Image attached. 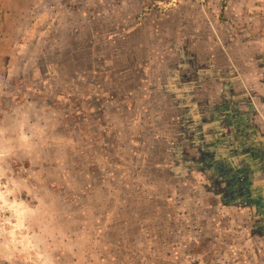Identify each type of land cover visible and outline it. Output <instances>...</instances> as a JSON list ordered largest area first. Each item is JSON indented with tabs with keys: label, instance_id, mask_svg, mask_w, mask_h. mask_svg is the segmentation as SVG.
Returning <instances> with one entry per match:
<instances>
[{
	"label": "rangeland",
	"instance_id": "rangeland-1",
	"mask_svg": "<svg viewBox=\"0 0 264 264\" xmlns=\"http://www.w3.org/2000/svg\"><path fill=\"white\" fill-rule=\"evenodd\" d=\"M138 66L226 130L214 182L154 169L165 115H144ZM112 96L136 104L109 116L115 144L95 135ZM130 213L161 234L152 255L117 245ZM0 264H264V0H0Z\"/></svg>",
	"mask_w": 264,
	"mask_h": 264
},
{
	"label": "crops",
	"instance_id": "crops-1",
	"mask_svg": "<svg viewBox=\"0 0 264 264\" xmlns=\"http://www.w3.org/2000/svg\"><path fill=\"white\" fill-rule=\"evenodd\" d=\"M150 69V68H149ZM148 68L140 67L138 66L136 68V71L139 73L141 72L142 79L139 83V85L142 87V92H146L143 98V104H142V110H144V115H148V112L151 108L158 107L161 111V114H164V122L165 126L161 128V125L158 128H155L153 125L150 126V128H155L154 131H158L159 137H162L164 139V149H168V153L166 152L164 154V160L162 164L159 166L154 167L157 171H163L164 170H171L178 172L177 176L178 179L175 182V186L179 187H189L194 188L202 184L200 178L204 174L205 178L208 179V182H211L210 180L216 179L214 177V171L217 172L218 166H224L223 160L226 159V130L223 129L222 132H217L216 129H219V126L215 125V123H212L211 126V116L208 114L202 113L201 115H196L192 108L196 105V99L192 98V100H188L187 103L183 101V97L185 95L184 85H176L175 87L165 88L163 87V84L161 82H157L154 79L148 78L149 71ZM154 70V69H151ZM153 73L162 74L163 70H161L160 67H158V70L152 71ZM151 72V73H152ZM94 75H97L99 77V80L103 77V70L95 68L93 71ZM135 73V68L131 67V69H125L116 71L114 74V79L119 80L122 82L123 80H126L127 82L130 80L132 74ZM130 74V76H127ZM113 81V80H112ZM133 82V80H131ZM129 81L127 87L131 84ZM114 82V81H113ZM126 82V84H127ZM91 83V82H90ZM105 84V83H104ZM102 85V83L95 81V86L90 84L92 87H94V92L98 93V95H102L103 92L107 88L111 91L118 90V87L110 84V86ZM133 84V83H132ZM131 84V85H132ZM135 84V82H134ZM49 84H47L48 87ZM87 85V86H90ZM138 86V85H136ZM47 90V88H45ZM131 91V90H127ZM169 91H175V94H177L178 97H173L172 94L168 93ZM192 92H195V89L191 90ZM149 93V94H148ZM129 95V94H128ZM131 95V94H130ZM129 95V96H130ZM148 95V99H147ZM158 100V103L156 101ZM133 99L126 98L124 100H116L115 97L110 98H104V101H101L100 109H96V112H98L99 120V129L100 132H96L95 135L97 137H101L103 135V131H106V129H110V135L112 138V142H118V136L116 133H114V127L116 125H113L112 121L114 119L109 118L112 117L115 118V120H119L121 113L126 112H133L134 113V107L135 103H133ZM102 105H104V108L107 113H105V110L101 109ZM181 106V108H180ZM195 108V107H194ZM85 111L90 110L89 106H85ZM192 111V113L186 114L188 111ZM121 113H120V112ZM156 111V110H155ZM111 112V113H110ZM119 112V113H118ZM105 113V115H103ZM118 113V115L116 114ZM116 115L118 117H116ZM147 117V116H146ZM117 118V119H116ZM87 119L84 118L82 122H85ZM89 119H93V122H96V118L90 116ZM134 119V118H133ZM133 119H129V122H133ZM163 120V118H161ZM152 121H150L151 123ZM155 122V121H154ZM134 123V122H133ZM82 124V123H81ZM84 125V123L82 124ZM208 128L210 126V130L207 129L206 132H204V128ZM110 127V128H109ZM217 127V128H216ZM149 128V127H148ZM203 128V130H201ZM220 130V129H219ZM219 133V134H218ZM162 134V135H160ZM114 135V136H113ZM104 136H102L103 138ZM101 149L102 148V141H101ZM157 152V149L154 146H151L147 153H149V156H154V154ZM216 157L220 163V165L216 164ZM103 189V188H101ZM103 191V190H102ZM84 196H88V193L90 192V182H86L85 185L82 188V193H84ZM175 197V196H174ZM112 198V197H111ZM180 202L183 201L182 197H180ZM111 204V203H110ZM110 209V206H109ZM110 211V210H109ZM132 214V215H131ZM129 218L126 221H119V231H118V243L117 245L125 244V242H131V244H138L137 241H140L142 246H140L141 250H145L149 252L148 254L152 255L154 252L158 250V248L164 244V241L161 240V234L158 233V230L155 229L153 226V230L148 229L146 226H143L141 223H134L138 218H140L139 215H136L135 213H130ZM110 216L109 214L105 217H102L101 222L107 223V226H110L112 222H109ZM143 218V216L141 217ZM129 219H133L134 222L128 221ZM117 223V224H118ZM110 224V225H109ZM132 225L134 227V238L131 240L127 237V229L129 226ZM149 239L153 240L152 244L145 245L146 241ZM139 243V244H140ZM136 256V255H135Z\"/></svg>",
	"mask_w": 264,
	"mask_h": 264
}]
</instances>
